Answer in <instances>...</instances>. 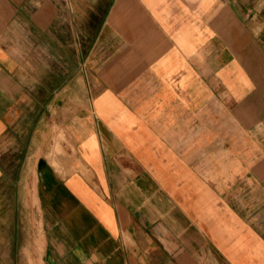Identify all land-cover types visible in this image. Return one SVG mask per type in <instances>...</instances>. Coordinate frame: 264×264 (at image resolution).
I'll use <instances>...</instances> for the list:
<instances>
[{"label":"crops","instance_id":"crops-1","mask_svg":"<svg viewBox=\"0 0 264 264\" xmlns=\"http://www.w3.org/2000/svg\"><path fill=\"white\" fill-rule=\"evenodd\" d=\"M24 1L0 0V224L35 190L43 264H264V0H57L52 62L102 65L51 89Z\"/></svg>","mask_w":264,"mask_h":264},{"label":"rangeland","instance_id":"rangeland-1","mask_svg":"<svg viewBox=\"0 0 264 264\" xmlns=\"http://www.w3.org/2000/svg\"><path fill=\"white\" fill-rule=\"evenodd\" d=\"M53 2L56 3L57 0H25L22 4L23 6H27L30 12L33 13L29 15V27L32 29L29 37L32 38L33 43L37 40L41 45L43 43L45 44L43 45L44 47H37L32 43L33 45L27 48L29 60L34 61L35 64L33 63V65L36 68L37 66L39 67L36 69L39 74L32 71L30 81L34 84L38 82L39 84L43 83L46 88L51 89L53 84L63 87L70 80L73 86H77L78 88L83 81L80 77L85 74V70L87 69L90 75L92 73L96 74V71L100 69L102 63L88 62L86 64L82 62L79 57L80 53L78 48L67 45L60 48L62 55L61 62H52L51 56L59 53V48L53 47L52 45V36L55 34L61 37L66 44L69 38L71 40L74 39V35L69 30L68 23L63 22V19L60 22H49L48 17L51 18V15L47 13L46 8L54 7L52 5ZM60 3H63V0H60ZM42 9L43 11H41ZM37 12H39L38 15ZM35 16H39L41 20L42 18L45 19V23H37L39 22L36 19L38 17L35 18ZM80 36L77 35V39ZM96 50L99 52V48ZM42 57H44L43 61L41 59ZM49 57L50 59H48ZM42 77H44L43 80L41 79ZM89 80L91 81V79ZM44 98L47 101L49 96L45 94ZM36 113V111L30 112V117L35 118ZM38 113L40 117L41 112ZM44 118L46 124L49 120L53 123L55 141H64L66 139L65 132L62 126H60L61 124L59 123L58 125V122H56V112L52 113L51 111L45 110ZM63 150V146L57 143L56 151L62 152ZM20 193H14L15 205L13 208L12 224H9V222L0 224L2 226L0 228L1 231L5 232V229L8 228L11 231H8L9 235L14 236L9 239H0V264H43V232L36 207L35 190L29 191L28 207L21 201L22 196ZM16 226L17 229H15Z\"/></svg>","mask_w":264,"mask_h":264}]
</instances>
